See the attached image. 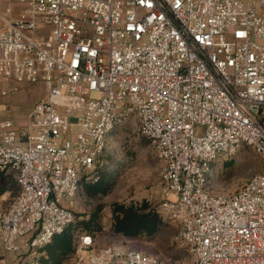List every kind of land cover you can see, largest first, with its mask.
<instances>
[{
  "label": "built area",
  "instance_id": "2783aa9c",
  "mask_svg": "<svg viewBox=\"0 0 264 264\" xmlns=\"http://www.w3.org/2000/svg\"><path fill=\"white\" fill-rule=\"evenodd\" d=\"M0 1L12 19L0 13V99L23 84L47 95L25 129L0 121V170L20 187L0 209L4 254L73 224L65 202L135 118L163 167L159 211L192 264H264V172L232 194L208 188L242 146L264 161V0ZM97 242L83 235L74 263L160 264Z\"/></svg>",
  "mask_w": 264,
  "mask_h": 264
},
{
  "label": "rangeland",
  "instance_id": "374dc122",
  "mask_svg": "<svg viewBox=\"0 0 264 264\" xmlns=\"http://www.w3.org/2000/svg\"><path fill=\"white\" fill-rule=\"evenodd\" d=\"M5 4L0 1V13L7 20ZM15 16V17H14ZM17 16V17H16ZM18 18V14L12 16ZM20 93V94H19ZM47 95L42 84H23L16 92L11 91L7 98L0 102V121H11L17 128L25 129L29 123V115L34 106ZM204 130V129H202ZM108 151L111 159L109 167L118 172L116 184L111 193L98 200H89L79 194L74 201H66L70 208L81 218L99 210L103 231L97 237L98 247L122 245L130 250L151 256L160 264H192L190 254L176 242V229L169 220L155 237L129 239L115 235L110 231L112 219L111 208L114 204L141 205L148 203L153 209H159L163 200L162 164L156 157L152 143L143 137L135 118L129 120L108 139ZM231 164L227 166L226 163ZM264 172V161L252 149L242 146L238 154L228 160L218 161L210 175L209 190L213 194H232L240 190L247 181ZM12 202L8 194L0 198V209H5ZM36 251H25L20 255H7L0 248V264H36L39 258ZM86 261L91 256L86 252ZM67 264H75L70 261Z\"/></svg>",
  "mask_w": 264,
  "mask_h": 264
},
{
  "label": "trees",
  "instance_id": "16d2710c",
  "mask_svg": "<svg viewBox=\"0 0 264 264\" xmlns=\"http://www.w3.org/2000/svg\"><path fill=\"white\" fill-rule=\"evenodd\" d=\"M110 159L107 144L105 154L102 157L103 166L95 172L96 180L92 182L82 181L78 195L84 194L89 200L95 201L111 193L116 184L118 172L116 169H112L113 164L109 167ZM226 164L228 166L231 163ZM19 190L16 174L0 170V198L8 194L13 201ZM100 212L99 210L84 218L73 212L75 215L73 224L67 227L62 234L55 235L49 244L37 251L40 256L36 264H67L74 261L80 238L83 235H91L94 238L101 235L103 225ZM111 214L110 231L115 235L129 239L143 237L151 239L160 233L165 226V219L159 209H153L148 203L141 205L116 203L111 208Z\"/></svg>",
  "mask_w": 264,
  "mask_h": 264
},
{
  "label": "crops",
  "instance_id": "0c3cea01",
  "mask_svg": "<svg viewBox=\"0 0 264 264\" xmlns=\"http://www.w3.org/2000/svg\"><path fill=\"white\" fill-rule=\"evenodd\" d=\"M19 94H20V93H19ZM7 97H8V96H7ZM7 97H6V98H7ZM4 99H5V98L0 99V102H2V100H4Z\"/></svg>",
  "mask_w": 264,
  "mask_h": 264
}]
</instances>
